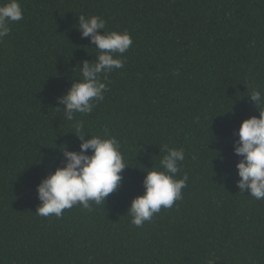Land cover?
Segmentation results:
<instances>
[{"label":"trees","instance_id":"trees-1","mask_svg":"<svg viewBox=\"0 0 264 264\" xmlns=\"http://www.w3.org/2000/svg\"><path fill=\"white\" fill-rule=\"evenodd\" d=\"M19 3L0 43V264H264V199L240 192L234 154V133L259 118L249 95L264 93V0ZM80 15L133 39L104 99L76 114L84 140L116 137L129 167L105 205L42 217L37 186L83 142L59 103L98 61ZM165 144L185 152L183 199L135 227L128 209Z\"/></svg>","mask_w":264,"mask_h":264},{"label":"clouds","instance_id":"clouds-1","mask_svg":"<svg viewBox=\"0 0 264 264\" xmlns=\"http://www.w3.org/2000/svg\"><path fill=\"white\" fill-rule=\"evenodd\" d=\"M23 19V8L19 0H8L0 4V43L11 32L10 25ZM78 30L83 37H90L97 46L98 61L90 64L85 61L81 69L82 80L75 83L59 103L65 105L64 117L72 124L74 133L83 142L79 152L61 151L66 164L58 167L37 186L41 204L36 215L42 217H62L64 210L76 205L92 210V205H105L110 194L122 187V172L129 167L121 151V145L114 136H91L87 134L82 121L76 114H90L96 103L104 99L108 91L109 74L125 65L126 53L133 45L131 34L127 31H107L106 21L99 16H79ZM103 30L104 34H100ZM103 77V79H102ZM259 111V118L253 116L244 120L234 141V154L240 157L236 167L240 192L260 200L264 199V93L252 90L249 95ZM89 135V134H87ZM165 153L158 168L147 171L144 179V194L136 197L127 215L135 227H143L162 209H170L176 201L182 200V190L187 186L188 175L177 179L181 164L185 160L183 149L162 146ZM90 153V154H89ZM207 264H215L209 258Z\"/></svg>","mask_w":264,"mask_h":264}]
</instances>
